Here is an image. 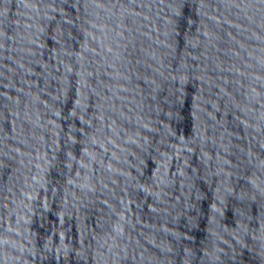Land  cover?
Returning <instances> with one entry per match:
<instances>
[{"label":"water","instance_id":"1","mask_svg":"<svg viewBox=\"0 0 264 264\" xmlns=\"http://www.w3.org/2000/svg\"><path fill=\"white\" fill-rule=\"evenodd\" d=\"M0 264H264V0H0Z\"/></svg>","mask_w":264,"mask_h":264}]
</instances>
